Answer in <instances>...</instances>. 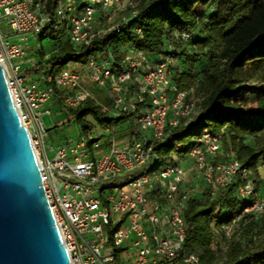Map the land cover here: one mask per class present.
<instances>
[{"label":"built area","instance_id":"built-area-1","mask_svg":"<svg viewBox=\"0 0 264 264\" xmlns=\"http://www.w3.org/2000/svg\"><path fill=\"white\" fill-rule=\"evenodd\" d=\"M50 1L0 0V62L71 264H201L198 254L184 249L185 211L201 195V186L212 191L235 186L241 210L221 227L225 238L235 235L246 215L264 218L254 171L243 167L221 137L205 131L183 156L193 164L191 178L183 160L163 159L154 151L166 128L197 112L194 88L182 89L174 79L173 55L127 46L117 66L109 48L85 64L71 62L57 70L42 60L43 49L31 46L37 37L59 38L79 51L101 35L118 36L139 16V0H58L53 9ZM132 31L143 36L138 25ZM194 36L175 32L166 51L191 44ZM58 100L71 108L92 100L107 119L129 120L103 125L102 135L93 137L87 129L57 144L48 140L53 127L45 117Z\"/></svg>","mask_w":264,"mask_h":264},{"label":"trees","instance_id":"trees-1","mask_svg":"<svg viewBox=\"0 0 264 264\" xmlns=\"http://www.w3.org/2000/svg\"><path fill=\"white\" fill-rule=\"evenodd\" d=\"M57 1H50V9ZM138 10L139 16L120 35H101L79 51L64 39H53L60 57H55L51 66L61 70L71 62L85 64L92 55L109 48L117 66H121L127 46L153 55H173L179 65L173 67L174 79L182 89L200 87L202 98L195 117L166 128L155 142L154 151L160 157L173 153L186 156L196 139L209 131L223 139L227 150L230 143L234 157L254 171L258 186V166L264 163V0H139ZM136 25L143 29L142 37L132 31ZM178 31L194 33L193 42L186 45L190 46L189 52L182 45H177L174 53L166 51L167 41ZM187 61L188 68L184 66ZM250 80L260 82L261 87L254 96L244 97V86ZM96 95L103 99L98 91ZM65 109L79 132L89 128L88 116L102 125H120L129 120L107 119L92 100ZM246 138L253 144L246 143ZM240 210L234 185L217 191L204 189L198 198L189 201L185 211V251L198 254L201 264H216L211 249L212 223L221 228L231 223ZM236 232L244 245L232 242L223 264H264V219L246 215ZM257 236L261 238L258 246L254 241Z\"/></svg>","mask_w":264,"mask_h":264},{"label":"water","instance_id":"water-1","mask_svg":"<svg viewBox=\"0 0 264 264\" xmlns=\"http://www.w3.org/2000/svg\"><path fill=\"white\" fill-rule=\"evenodd\" d=\"M0 264H71L1 62Z\"/></svg>","mask_w":264,"mask_h":264},{"label":"rangeland","instance_id":"rangeland-1","mask_svg":"<svg viewBox=\"0 0 264 264\" xmlns=\"http://www.w3.org/2000/svg\"><path fill=\"white\" fill-rule=\"evenodd\" d=\"M130 1V0H129ZM108 22V18L106 17L105 22ZM104 22V23H105ZM31 46L33 47H38L40 49H43L42 51V60L45 61V63H50L53 61V59L55 57H60V55L57 54L56 52V47L57 44H55L54 41H52L51 39L48 38H44V39H40L39 37H37L35 40L31 41ZM186 47V48H185ZM182 46L181 48L184 49V51L189 52L190 46ZM62 60V59H59ZM205 62V60H204ZM71 64H74L73 62ZM190 61L185 62L184 66L186 68H188L190 65ZM178 65V61L176 60L174 62V69L177 68ZM65 68H70V66H65ZM87 85H89V83H87ZM260 86V82L256 81V80H250L246 86H244V88H246L247 93H244L243 96L245 97L247 94L254 96L257 93V89H259ZM93 92L94 94H96L97 92V87L93 86ZM192 98L194 100L197 101V112L199 111V103L201 101V90L200 87H194V93L192 94ZM195 114V115H196ZM195 115L192 117V119L195 117ZM55 118V117H54ZM56 123L59 124L57 126L56 129H53L50 131V133H52V137H48V140L51 141H55L57 144L58 143H64V142H70L74 139L77 138L78 134H79V130L78 127L73 123V122H69L70 116L69 114H61L58 118H55ZM87 122L89 123V130L91 132V135L93 137L95 136H99L102 135L104 132V127L102 124H100L99 122H97L92 116H88L86 117ZM48 124V123H47ZM50 124V122H49ZM49 127H51V125H48ZM120 126H122V124H120ZM246 143L248 144H253L252 140L250 138H246L245 139ZM230 142V141H229ZM231 145L230 143H228V150L229 152H231L233 154V152L230 150ZM177 156H179L176 153H173L170 157H166V156H162L163 159H167V158H177ZM180 157V156H179ZM178 159V158H177ZM172 160V161H174ZM177 161V160H176ZM183 165H185L183 163ZM165 167V165H163L161 168L163 169ZM257 179H258V186H256L258 188V193L262 194V196L264 197V180H263V174H264V163L260 162L259 166H258V172H257ZM189 183L192 182L191 179H188ZM189 184H187V187ZM186 187V188H187ZM203 188L201 186L200 188V193L203 192ZM264 219V218H261ZM212 229H213V234H214V239H213V243L211 246V249L215 255V257L217 258L216 264H223V261L225 259V254L228 251L230 244L232 242H237L241 245H244V239L242 238V236L239 234V232H236L235 235L232 238H225L221 228L220 227H216L215 226V222L212 223ZM255 241V245L258 246L261 244V238H259V236L256 237ZM116 263H120V261H116L114 264Z\"/></svg>","mask_w":264,"mask_h":264},{"label":"crops","instance_id":"crops-1","mask_svg":"<svg viewBox=\"0 0 264 264\" xmlns=\"http://www.w3.org/2000/svg\"><path fill=\"white\" fill-rule=\"evenodd\" d=\"M28 66H30V64H28ZM49 108L51 109V115L48 116V117H45V121H46V123H48L47 125H51V127H53V129H56L59 124H57L58 122L56 123L55 118H58L61 114H64V113L68 114V112L66 111V109H65L64 105L62 104V101L61 100L52 102L49 105ZM70 121L71 120H69V122ZM49 122H50V124H49ZM71 122H73V121H71ZM53 129H51V130H53ZM50 131L48 133V137L51 138L52 137V133H50ZM177 158H175V160H177L179 162L181 160H183V157L177 156ZM182 162L185 164V167L188 170V176H189V178H191L193 176V174H194V167H193L192 162L190 160H186V161L183 160ZM198 184L199 185H202L201 181H198Z\"/></svg>","mask_w":264,"mask_h":264}]
</instances>
